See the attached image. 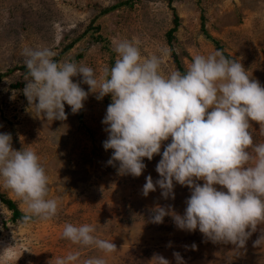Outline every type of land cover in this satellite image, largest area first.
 I'll list each match as a JSON object with an SVG mask.
<instances>
[{
    "label": "rangeland",
    "instance_id": "1",
    "mask_svg": "<svg viewBox=\"0 0 264 264\" xmlns=\"http://www.w3.org/2000/svg\"><path fill=\"white\" fill-rule=\"evenodd\" d=\"M174 15L178 27L169 42ZM133 38L142 56L170 50L163 58L165 73L177 70L172 54L186 71L193 56L217 50L213 39L264 86V0H0V73H5L0 80V133L12 135L15 150L31 148L40 156L49 176L48 198L59 201L56 217L28 224L11 221V211L0 201V264H55L69 252H79L81 261L103 257L106 264H153V254L176 264L174 252L185 264H264V241L254 245L264 225L238 248L213 243L198 229L180 230L169 216L161 224L150 222V209L157 204L171 205L183 215L191 191L174 182V200H165L159 186L142 195L147 176L154 182L160 179L156 165L161 155L144 158L146 169L139 177L119 175L118 164H107L113 150L103 148L108 134L102 120L112 102L110 94L102 100L90 94L76 114L65 104L67 120L47 121L37 117L23 94L26 75L19 70L6 73L26 67V47L41 46L56 52L54 59L60 54L57 61L82 63L99 75L117 59L113 41ZM81 79L73 77V82ZM81 87L88 91V85ZM251 124L254 143H264V130ZM0 195L26 214V205L2 181ZM66 223L94 225L95 234L112 240L117 251L105 254L72 244L62 238Z\"/></svg>",
    "mask_w": 264,
    "mask_h": 264
},
{
    "label": "clouds",
    "instance_id": "2",
    "mask_svg": "<svg viewBox=\"0 0 264 264\" xmlns=\"http://www.w3.org/2000/svg\"><path fill=\"white\" fill-rule=\"evenodd\" d=\"M113 43L117 59L99 75L85 64L57 61L48 47H26L27 82L22 91L30 107L37 117L65 121V104L76 114L90 94L97 100L110 94L112 102L102 120L108 134L103 148L113 150L107 164H118L119 175L139 177L146 169L144 158L151 161L161 155L156 165L160 179L154 182L147 176L142 195L147 197L159 186L165 200H174V182L191 191L183 215L171 205L157 204L150 209V222L161 224L169 216L180 230L198 229L213 243L243 248L264 225V143H254L250 131L251 122L264 130V86L251 79L240 60L226 57L222 50L193 56L184 72L165 73L162 63L169 49L142 56L135 38ZM73 77L82 79L73 82ZM81 84L88 85V91ZM0 181L26 205L24 224L58 214L59 201L48 198L49 176L40 156L31 148L15 150L10 133H0ZM260 231L254 245L264 241V228ZM96 232L92 224L66 223L62 238L105 254L117 251L112 240ZM173 256L176 264H185L179 252ZM151 261L171 264L160 254H153ZM55 264L106 260L94 256L81 261L79 252H69Z\"/></svg>",
    "mask_w": 264,
    "mask_h": 264
},
{
    "label": "trees",
    "instance_id": "3",
    "mask_svg": "<svg viewBox=\"0 0 264 264\" xmlns=\"http://www.w3.org/2000/svg\"><path fill=\"white\" fill-rule=\"evenodd\" d=\"M116 6H113L111 8H106V9H103L101 10V14L115 8ZM178 27L177 25V16L174 15V19H173V27L167 32V38H168V41L170 42V40L172 39V34L176 31V28ZM208 38H210V36L207 35ZM75 41V40H74ZM71 42L68 46H66L63 50H68L70 49V47L72 46V43ZM211 41L215 44L216 46V49L217 50H222L223 53L225 54L226 57H229V58H233L232 56H230L229 54H227L222 46L220 44H218L217 41L211 39ZM173 55V59H174V62L176 64V67H177V70L181 71V72H184L185 70L181 67L180 63L177 61V58L174 54ZM60 56V54H59ZM57 56L55 59L57 60V58L59 57ZM15 70H19L22 72L23 75H26L27 73V68L26 67H23V66H20V67H17L16 69H12V70H8L6 73L9 74L11 72H14ZM5 75V73H0V80L2 79V77ZM17 84H15V87ZM0 201L6 206V208L11 211V221H21L22 222V217L25 215L24 213H22L18 208L17 206L15 205L14 202H12L11 200L9 199H6L5 197H3L2 195H0Z\"/></svg>",
    "mask_w": 264,
    "mask_h": 264
}]
</instances>
